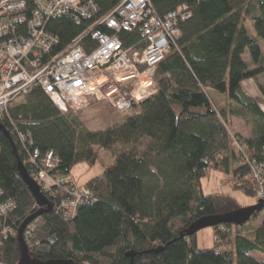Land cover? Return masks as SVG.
<instances>
[{"label":"trees","instance_id":"1","mask_svg":"<svg viewBox=\"0 0 264 264\" xmlns=\"http://www.w3.org/2000/svg\"><path fill=\"white\" fill-rule=\"evenodd\" d=\"M120 1L99 0L101 12ZM151 3L160 17L183 4L192 16L180 22V37L157 66V92L124 114L121 124L91 131L75 112L62 113L39 87L0 114L17 149L14 152L0 131V186L4 198L16 205L0 217V224L10 227L0 236V264L18 263V229L39 210L18 172V162L29 160L35 151L38 159L27 163L33 178L41 169L52 179L71 176L72 168L82 162L94 166L99 161L104 172L77 184L80 193L92 196L78 206L75 217L58 210L69 196L63 187L40 185L53 210L26 230L33 259L76 264H264V219L258 227H251V219L243 226L213 228L218 237L210 248L199 246L197 234L186 236L196 221L241 208L229 194L203 193L202 180L211 169L229 177L255 204L264 200L257 197L264 188V111L242 88L253 80L264 96V85L258 81L264 74V0ZM85 28L66 18L48 22L60 39L59 49ZM121 37L127 46L139 39L137 33ZM90 41L86 36L82 44ZM233 119L251 125V137L232 138L228 125ZM48 153L58 160L51 169L41 163ZM258 166L262 175L255 181L252 175ZM160 247L164 250L151 252ZM131 251L136 253L133 259L127 257Z\"/></svg>","mask_w":264,"mask_h":264},{"label":"built area","instance_id":"2","mask_svg":"<svg viewBox=\"0 0 264 264\" xmlns=\"http://www.w3.org/2000/svg\"><path fill=\"white\" fill-rule=\"evenodd\" d=\"M191 16L183 4L160 17L151 0H121L106 13L101 12L99 0H0V114L34 87L41 88L62 113L101 100L119 114L132 111L157 92V66L180 37V22ZM62 18L86 28L59 49L60 39L48 29V22ZM122 33H137L139 39L127 46ZM86 36L92 41L83 45ZM20 137L26 141L24 134ZM38 157L35 151L23 162L26 169ZM57 162L48 153L41 163L51 169ZM257 168L252 178L260 181L262 167ZM34 175L30 176L39 185L67 191L68 198L58 207L67 218L75 217L78 206L92 196L80 193L71 176L52 179L44 169ZM257 197L264 198V188ZM15 207L0 186V217ZM9 231V226L0 224V236Z\"/></svg>","mask_w":264,"mask_h":264},{"label":"rangeland","instance_id":"3","mask_svg":"<svg viewBox=\"0 0 264 264\" xmlns=\"http://www.w3.org/2000/svg\"><path fill=\"white\" fill-rule=\"evenodd\" d=\"M246 25L252 32L250 20L246 21ZM245 59L249 61L248 54ZM259 83L264 85V74L258 79ZM243 90L253 96L262 110L264 111V96L261 94L257 84L253 80H249L242 84ZM212 94V93H211ZM23 98L17 101H22ZM80 120L84 123L85 127L91 131H102L106 128L121 124L124 121V115L117 113L114 108L104 100L93 101L88 107L75 112ZM228 129L232 138L236 136L244 137L252 134V126L243 120L233 119L228 125ZM237 163L236 165H238ZM104 167L101 162L94 166H89L87 163L82 162L76 164L71 170V176L79 186L84 185L92 178L103 175ZM202 190L204 194L222 193L229 194L235 199L241 208L255 205V199L245 195L242 191L234 187L233 181L220 171L211 169L206 178L202 180ZM264 219V210L258 217H252L250 223L251 227H258ZM230 239L235 236V232H230ZM217 232L213 228H206L197 233L198 244L201 248H210L216 244ZM222 239V238H220ZM224 239H222L223 241ZM221 241V240H220ZM220 244V242H219Z\"/></svg>","mask_w":264,"mask_h":264},{"label":"water","instance_id":"4","mask_svg":"<svg viewBox=\"0 0 264 264\" xmlns=\"http://www.w3.org/2000/svg\"><path fill=\"white\" fill-rule=\"evenodd\" d=\"M0 131L10 140L13 150L14 152H16L17 149L13 141V138L1 123H0ZM18 172L23 182L26 184L32 195L35 197L37 203L36 207L39 208V210L36 213L32 214L30 217H28L18 229L17 238L21 249V257L17 264H76L73 260H68V259L51 260V261L43 262L38 259H33L30 256L29 247L25 239L26 230L39 217H41L46 213H50L53 210V206L48 200V198L42 193L41 186L30 176L26 167L23 165L21 161L18 162ZM263 209H264V200H260L258 203L252 206L239 208L237 210L225 214L204 217L196 221L189 227V229L186 231V236H194L203 229L216 228L224 224L243 226L247 222H249L256 213L263 211ZM163 250L164 247H160L151 252L159 253ZM135 256L136 253L134 251H131L130 253L127 254V257H129L130 259H133Z\"/></svg>","mask_w":264,"mask_h":264},{"label":"crops","instance_id":"5","mask_svg":"<svg viewBox=\"0 0 264 264\" xmlns=\"http://www.w3.org/2000/svg\"><path fill=\"white\" fill-rule=\"evenodd\" d=\"M261 76H262V75H261ZM261 76H259V78H260ZM259 78H258V79H259ZM248 81H249V80H248ZM248 81H245V82H248ZM245 82H244V83H245ZM244 83H243V84H244ZM244 92H245V91H244ZM245 93H246V92H245ZM246 94H247V93H246ZM247 95H249V94H247ZM249 96L252 97L253 99H255L253 96H251V95H249ZM255 100H256V99H255ZM251 135H252V134H251ZM251 135L246 136V138L251 137Z\"/></svg>","mask_w":264,"mask_h":264},{"label":"bare ground","instance_id":"6","mask_svg":"<svg viewBox=\"0 0 264 264\" xmlns=\"http://www.w3.org/2000/svg\"><path fill=\"white\" fill-rule=\"evenodd\" d=\"M87 191V190H86Z\"/></svg>","mask_w":264,"mask_h":264}]
</instances>
